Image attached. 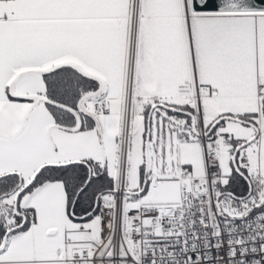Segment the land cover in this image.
Returning a JSON list of instances; mask_svg holds the SVG:
<instances>
[{
  "label": "snow or ice",
  "instance_id": "6c2138e0",
  "mask_svg": "<svg viewBox=\"0 0 264 264\" xmlns=\"http://www.w3.org/2000/svg\"><path fill=\"white\" fill-rule=\"evenodd\" d=\"M0 264H264V0H0Z\"/></svg>",
  "mask_w": 264,
  "mask_h": 264
}]
</instances>
